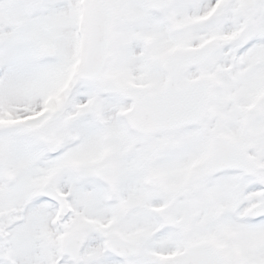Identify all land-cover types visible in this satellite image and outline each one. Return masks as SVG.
<instances>
[{
	"label": "snow or ice",
	"instance_id": "snow-or-ice-1",
	"mask_svg": "<svg viewBox=\"0 0 264 264\" xmlns=\"http://www.w3.org/2000/svg\"><path fill=\"white\" fill-rule=\"evenodd\" d=\"M0 264H264V0H0Z\"/></svg>",
	"mask_w": 264,
	"mask_h": 264
}]
</instances>
